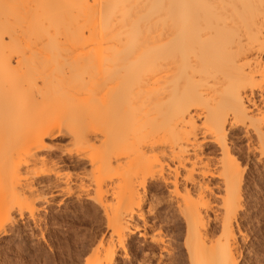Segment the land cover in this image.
<instances>
[{
	"label": "bare ground",
	"instance_id": "6f19581e",
	"mask_svg": "<svg viewBox=\"0 0 264 264\" xmlns=\"http://www.w3.org/2000/svg\"><path fill=\"white\" fill-rule=\"evenodd\" d=\"M66 136L86 163L76 179L50 149ZM261 164L264 0H0V236L56 185L51 196L75 191L106 218L86 264L126 259L135 233L161 264L170 241L145 203L163 183L190 264H238Z\"/></svg>",
	"mask_w": 264,
	"mask_h": 264
},
{
	"label": "rangeland",
	"instance_id": "374dc122",
	"mask_svg": "<svg viewBox=\"0 0 264 264\" xmlns=\"http://www.w3.org/2000/svg\"><path fill=\"white\" fill-rule=\"evenodd\" d=\"M71 147L73 141L70 136H66L54 140L50 149L57 156L63 157L65 163L62 168L71 172L72 179H76L85 172L86 163L77 162L76 154L70 155L65 151ZM202 148L200 152L204 150V153L217 154V148L209 144ZM252 170L245 190L246 205L241 210L236 228L238 264H264V166L255 165ZM48 176H42L41 179L53 178ZM160 186V189L153 188L151 184L148 186L145 207H148L150 197L156 200V215L161 218L164 235L168 242L170 241V253L163 254L161 264H190L183 247L184 223L172 210V204L167 202L169 193L166 187L163 183H160ZM40 189L44 190L43 194L47 198L38 201L36 220L28 214L23 218L18 217L19 221H16L12 231L8 235L0 236V264H86L100 238L106 235V242L110 236L102 209L86 197H77L75 191L70 195L54 193L53 197L51 192L57 191L56 185L50 188L40 185ZM216 201H219V198ZM153 219L154 216L149 217L150 222ZM158 225L159 223L150 227L149 231ZM212 225L215 229V239L218 238L219 241V238H223L219 230L221 223L214 220ZM132 237L128 240L130 243L127 242L129 256L126 259L118 258L116 264H157L159 248L153 249L150 245L152 243L149 242H139V233L133 234Z\"/></svg>",
	"mask_w": 264,
	"mask_h": 264
}]
</instances>
